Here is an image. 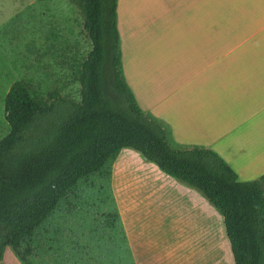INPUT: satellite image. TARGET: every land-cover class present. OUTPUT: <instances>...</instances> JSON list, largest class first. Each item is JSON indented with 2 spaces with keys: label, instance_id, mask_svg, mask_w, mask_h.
Here are the masks:
<instances>
[{
  "label": "trees",
  "instance_id": "1",
  "mask_svg": "<svg viewBox=\"0 0 264 264\" xmlns=\"http://www.w3.org/2000/svg\"><path fill=\"white\" fill-rule=\"evenodd\" d=\"M70 2L91 43L75 73L80 99L43 98L24 79L4 98L0 264L6 249L21 264H103L93 255L100 244L110 247L108 264H135L111 187L124 148L222 216L235 264H264V174L240 181L213 149L174 146L123 76L118 0Z\"/></svg>",
  "mask_w": 264,
  "mask_h": 264
},
{
  "label": "crops",
  "instance_id": "2",
  "mask_svg": "<svg viewBox=\"0 0 264 264\" xmlns=\"http://www.w3.org/2000/svg\"><path fill=\"white\" fill-rule=\"evenodd\" d=\"M169 3L168 10L158 3L171 15L161 56L167 65L176 57L177 68L155 78L156 59L141 49L133 58L124 52L126 83L138 106L180 146L211 148L240 181L258 178L264 174V42L254 38L264 22L246 35L247 27L229 23L212 0ZM253 7L244 4L242 12ZM139 173L145 176L138 186L123 193L128 223L121 217L135 264H235L217 211L153 165ZM2 264L21 263L6 249Z\"/></svg>",
  "mask_w": 264,
  "mask_h": 264
},
{
  "label": "rangeland",
  "instance_id": "3",
  "mask_svg": "<svg viewBox=\"0 0 264 264\" xmlns=\"http://www.w3.org/2000/svg\"><path fill=\"white\" fill-rule=\"evenodd\" d=\"M159 2L161 0H118L117 7L122 57L124 52L128 58L138 56L140 49L141 54L146 52L148 59L159 62V65L153 64L155 70L151 69L155 78H159L172 64L175 68L178 66L176 57L167 65L166 58L161 56L162 41L172 33L171 15L161 13L164 7L169 9V0H163L164 7ZM212 2L226 12L229 23L245 25L247 29L240 31L244 30L246 35L264 22V0ZM244 4L256 6V9L253 7L242 12ZM257 10L259 14L254 15ZM258 32L260 34L254 39L264 42V28ZM90 50L91 43L84 32L81 14L70 0H0V139L9 132L4 117V98L12 83L24 79L43 98H47L49 92L57 91L62 96L78 101L80 86L75 73ZM168 139L174 146H180L170 132ZM133 153L122 150L112 165L111 187L125 223H128V219L124 189L138 186L145 176L139 173V169L147 165ZM109 254L110 247L107 245L93 247V255L100 263L111 262Z\"/></svg>",
  "mask_w": 264,
  "mask_h": 264
}]
</instances>
